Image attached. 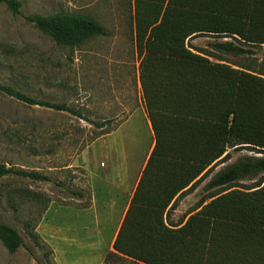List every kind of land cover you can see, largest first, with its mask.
<instances>
[{
	"label": "trees",
	"instance_id": "1",
	"mask_svg": "<svg viewBox=\"0 0 264 264\" xmlns=\"http://www.w3.org/2000/svg\"><path fill=\"white\" fill-rule=\"evenodd\" d=\"M0 2L13 12L20 5ZM131 3L138 75L154 145L104 262L117 257L137 264H264V155H256L264 153V76L210 61L187 44L196 35H212L229 38L213 43L217 50L248 54L262 47L264 55V0ZM26 20L57 45L74 46L107 34L94 19L78 15L32 14ZM0 91L28 105L76 113L8 85L0 84ZM230 148L252 154L217 170L204 188L261 174L257 180L247 189H223L178 224H168L165 213L174 197L229 158ZM9 173L50 180L0 163V177ZM0 241L10 253L23 244L18 231L2 223Z\"/></svg>",
	"mask_w": 264,
	"mask_h": 264
},
{
	"label": "rangeland",
	"instance_id": "2",
	"mask_svg": "<svg viewBox=\"0 0 264 264\" xmlns=\"http://www.w3.org/2000/svg\"><path fill=\"white\" fill-rule=\"evenodd\" d=\"M17 1L20 2L17 12L0 2V84L35 99L63 103L76 113L28 105L0 91V163L37 171L50 178L38 181L13 173L0 177V224L15 228L23 239L13 253L0 241V264H56L52 248L37 228L47 208L62 202L63 197L70 195L69 189L75 188L72 179L79 177V171L68 165L96 135L112 127L95 126L108 116L104 109L115 106L118 100L124 103L126 95H131L127 103L136 96L138 58L132 3L131 0ZM57 13L92 18L107 34L91 36L74 46L57 45L26 20L32 14ZM228 39L202 34L191 37L187 44L210 61L264 76L262 47L253 48V53L248 54L227 53L213 47V43ZM228 151L229 158L210 166L191 187L174 198L165 213L168 224H178L223 189H247L257 180L261 174L227 186L204 188L217 170L252 154L246 149ZM73 250L75 259L87 256L83 248ZM108 259L102 264H137L129 259Z\"/></svg>",
	"mask_w": 264,
	"mask_h": 264
},
{
	"label": "crops",
	"instance_id": "3",
	"mask_svg": "<svg viewBox=\"0 0 264 264\" xmlns=\"http://www.w3.org/2000/svg\"><path fill=\"white\" fill-rule=\"evenodd\" d=\"M138 74L137 64L134 100L127 103L131 95H126L124 103L118 100L104 109L108 116L98 122L101 127L95 126L112 127L96 135L68 165L79 171V177L72 179L75 188L69 189L73 193L67 189L70 195L49 206L37 228L52 248L56 264H102L105 253L113 251L112 243L154 145ZM77 247L87 256L75 259Z\"/></svg>",
	"mask_w": 264,
	"mask_h": 264
}]
</instances>
